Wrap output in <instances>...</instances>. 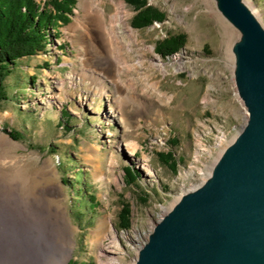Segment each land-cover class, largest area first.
<instances>
[{"label": "rangeland", "instance_id": "374dc122", "mask_svg": "<svg viewBox=\"0 0 264 264\" xmlns=\"http://www.w3.org/2000/svg\"><path fill=\"white\" fill-rule=\"evenodd\" d=\"M36 1L42 6L49 0ZM79 1L67 23L49 30L46 51L21 58L5 79L9 99H0V132L13 141L11 154L29 171L44 163L53 168L49 179L57 185L60 204L74 228L67 264H100L91 237L105 217L114 226L103 235L101 248L112 246L114 235L122 264H135L157 222L182 194L208 178L247 123L249 112L234 72L239 31L216 0H148L166 17L144 27L132 25L137 11L126 0H98L111 15L119 3L124 5L122 27L133 30L116 49L128 93L143 102L141 107L128 102V120L122 125L110 114L111 106L118 104L98 93V82L81 64L83 48L71 27L77 10L82 14ZM244 1L264 26V0ZM178 33L186 36L182 49L169 56L157 52V42ZM106 88L116 98L110 81ZM12 130L22 136L12 138ZM133 141L139 147L132 155L124 143ZM168 153L175 162H166ZM144 157L150 171L142 165ZM126 167L136 171L135 182L126 176ZM89 196L94 197L92 208L84 200ZM13 197L11 207L19 212V194ZM127 204L130 224L124 228L121 213Z\"/></svg>", "mask_w": 264, "mask_h": 264}, {"label": "water", "instance_id": "95a60500", "mask_svg": "<svg viewBox=\"0 0 264 264\" xmlns=\"http://www.w3.org/2000/svg\"><path fill=\"white\" fill-rule=\"evenodd\" d=\"M239 31L235 78L249 112L208 178L157 222L135 264H264V26L244 0H216Z\"/></svg>", "mask_w": 264, "mask_h": 264}, {"label": "bare ground", "instance_id": "6f19581e", "mask_svg": "<svg viewBox=\"0 0 264 264\" xmlns=\"http://www.w3.org/2000/svg\"><path fill=\"white\" fill-rule=\"evenodd\" d=\"M119 4V9L111 15L98 0H80L82 14L77 10L71 27L73 38L83 48L81 64L88 68L89 77L98 82V93L118 104L111 106L110 114L123 125L128 102L132 100L141 107L143 100L133 92L128 93L122 77L125 68L119 65L123 60L116 47H123L133 30L129 25L122 27L123 14L126 15L127 10ZM158 61L162 67L164 62L161 58ZM108 81L115 87L116 98L108 93L112 92L106 88ZM124 145L132 155L138 151L139 143L133 141ZM13 147V141L0 132V264H67L74 247L71 237L74 228L60 204L57 185L49 179L53 168L44 163L39 169L29 171L27 164L14 159ZM142 165L147 171L152 168L146 157L142 159ZM14 193H18L21 200L19 212L11 207ZM113 226L105 217L93 231L91 242L98 249L93 251L100 264H122L118 258L120 246L116 236H111L112 246L101 248L103 235Z\"/></svg>", "mask_w": 264, "mask_h": 264}, {"label": "trees", "instance_id": "16d2710c", "mask_svg": "<svg viewBox=\"0 0 264 264\" xmlns=\"http://www.w3.org/2000/svg\"><path fill=\"white\" fill-rule=\"evenodd\" d=\"M126 1L137 11L132 18L134 27L149 26L166 17L158 8L148 4V0ZM75 3L76 0H49L41 6L36 0H0V99H9L4 82L13 73L18 61L46 51L51 40L49 30L58 28L59 22L65 24L69 21ZM185 44V34L178 33L157 42L156 49L163 56H169L182 49ZM65 113L69 117L68 111ZM9 134L14 139L22 136L19 131L14 130ZM166 156V162H175L172 153ZM125 170L130 182H135L138 177L136 171L132 167H126ZM84 200L93 207V196L84 197ZM130 213V206L127 204L121 213L124 228L130 224Z\"/></svg>", "mask_w": 264, "mask_h": 264}]
</instances>
